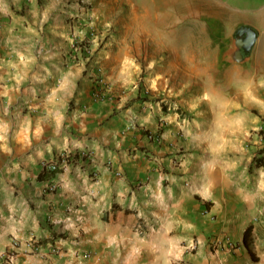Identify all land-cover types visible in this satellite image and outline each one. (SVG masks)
Segmentation results:
<instances>
[{"label":"crops","instance_id":"0c3cea01","mask_svg":"<svg viewBox=\"0 0 264 264\" xmlns=\"http://www.w3.org/2000/svg\"><path fill=\"white\" fill-rule=\"evenodd\" d=\"M64 1L0 0V251L12 264H82L86 251L91 264H264V167L250 170L264 145V0H187L185 45L168 67L161 53L132 64L130 43L142 53L164 43L159 31L126 35L113 53L96 43L91 59L73 51L89 26L67 30ZM245 25L258 37L237 61ZM176 68L188 125L162 97L177 94ZM143 69L151 82L140 87ZM251 223L255 260L243 241ZM218 236L237 248L215 249Z\"/></svg>","mask_w":264,"mask_h":264},{"label":"rangeland","instance_id":"374dc122","mask_svg":"<svg viewBox=\"0 0 264 264\" xmlns=\"http://www.w3.org/2000/svg\"><path fill=\"white\" fill-rule=\"evenodd\" d=\"M106 3L109 2H107V0H69L68 2H63L64 8H62V11L65 12L63 16V22L65 23V26H67V30L73 29V31L77 30L78 32L85 26H89V34L86 37L88 38L90 36V40L85 37V39H87L86 41L85 39L84 41H74L72 47L74 44L81 43V41H83L82 43L90 42L94 50V45L98 43L99 48L106 45V49H111L113 53L119 50L121 51L122 47L124 49L125 43L122 42L121 38L125 37L126 35L131 36L138 32L141 36H143L146 35L144 34L145 32L150 34L154 32L155 34L159 31L160 36L164 40V43L158 45V43L152 42V40L143 42L142 49L144 50L142 51V53L139 52L135 43H130V47L133 50L132 53L137 58L134 60L132 59V64H144V59L151 58L154 53H161L163 57L161 62L163 64L161 65L168 67L173 62V57H177L179 55L178 51L174 50V48L185 45L184 40L180 37L187 36V0H177L174 7H169V4L166 0H158V9H156L155 6L153 7L151 5V0H111L110 5H107ZM143 3H147V11L143 9L146 7L142 6ZM89 9L92 10L89 11ZM66 12H68V14H66ZM157 12L159 13L158 15ZM141 15L143 16L141 17ZM142 18L147 21V27H143L142 23H145V21H141ZM157 19L162 22L159 28L157 26H152L154 24L152 22ZM135 20L137 22H140L138 28L135 25ZM109 22H111L110 26L106 24ZM108 28H110V31ZM112 32L114 33V35H116L115 38L114 36H112ZM171 36H175V40H173L172 38V40L168 42V39H170ZM93 40H95L94 43ZM161 46L162 49H160ZM182 67L183 65H181V68ZM150 73L151 72L147 71L146 69H143V71L139 74L137 78V84L140 87L141 82H146L147 84V79L150 78ZM172 76L173 80L170 82L169 86L175 89V91H177V94H171L170 96H168L166 91L163 92L165 94H163L162 97L169 99V101L177 110L180 106L175 104L174 102L176 100V97L178 99H182L184 97L187 100V94L179 90L181 84L183 83V80L185 79V76L179 68H176V72H174V74L172 73ZM148 82L150 83L151 80L148 79ZM182 105L185 108L187 106V103ZM184 111L190 114V112H187V109ZM15 240L19 241L18 239ZM59 251L60 249H58L57 252ZM86 253L90 254L88 258L84 256ZM11 254L12 251L1 250L0 264H12L9 257V255ZM91 254V252L87 251L82 253L84 257V261L82 264H91ZM252 263L253 262L250 260L247 264ZM108 264H114V262L109 261Z\"/></svg>","mask_w":264,"mask_h":264},{"label":"built area","instance_id":"2783aa9c","mask_svg":"<svg viewBox=\"0 0 264 264\" xmlns=\"http://www.w3.org/2000/svg\"><path fill=\"white\" fill-rule=\"evenodd\" d=\"M90 40V39H89ZM73 51L75 52H82L84 53L89 59H91L90 57H92L93 53H94V50H93V47L91 45L90 42H85V43H76L73 45ZM96 71H95V74H96V77H95V82L97 83V85L99 87H105L107 86L108 82H107V79L105 77V74H104V70H103V67L101 66H96ZM96 97L97 98H101V99H104L105 96H106V93L105 92H101V91H97L96 92ZM183 120H182V124H185V125H188L190 123V116H186V115H183ZM148 137L151 139V140H156L157 137L154 133H149L148 134ZM67 157V155L65 153H63L61 155L60 158H65ZM40 166H41V169H43L44 171H58L59 170V166H60V161L58 160V162H55L53 160H48V159H43L40 163ZM187 184V183H186ZM57 189V184L56 183H52L51 185H49V187L47 188V190L49 191H55ZM140 228V226H139ZM199 247V241L198 239H194L191 241V243L187 244L186 245V248L187 250L189 251H195L197 250ZM213 247L215 249H218V250H221V249H235L237 248V243L236 241H234L233 239L229 238V237H215L213 239ZM54 251H58L57 249H55ZM86 258H88L90 256L89 253H86L84 255ZM10 257V260L11 262L13 263V260H14V254L12 253L11 255H9Z\"/></svg>","mask_w":264,"mask_h":264},{"label":"trees","instance_id":"16d2710c","mask_svg":"<svg viewBox=\"0 0 264 264\" xmlns=\"http://www.w3.org/2000/svg\"><path fill=\"white\" fill-rule=\"evenodd\" d=\"M156 100H159V99H156ZM165 104H166V102H165ZM167 105L168 104H166V106ZM178 110H180L184 115H187L186 112L181 110V107H178ZM261 167H264V145L259 150H257V152L254 154L253 160L250 164V170H253L256 168H261ZM45 177H46V175L41 173L40 178H45ZM112 218L113 217H110L108 214L105 216V220H108V221H111ZM254 238H255L254 225H253V223H251L245 229L243 241H244V244L250 250L253 258L258 259V256L253 249Z\"/></svg>","mask_w":264,"mask_h":264},{"label":"water","instance_id":"95a60500","mask_svg":"<svg viewBox=\"0 0 264 264\" xmlns=\"http://www.w3.org/2000/svg\"><path fill=\"white\" fill-rule=\"evenodd\" d=\"M236 59L243 61L254 49L258 37L257 31L250 26H242L237 32Z\"/></svg>","mask_w":264,"mask_h":264}]
</instances>
